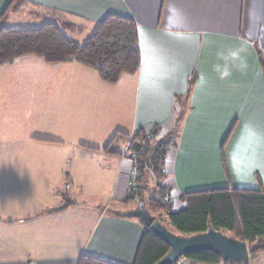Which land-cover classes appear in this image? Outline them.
Returning a JSON list of instances; mask_svg holds the SVG:
<instances>
[{
	"label": "crops",
	"instance_id": "crops-1",
	"mask_svg": "<svg viewBox=\"0 0 264 264\" xmlns=\"http://www.w3.org/2000/svg\"><path fill=\"white\" fill-rule=\"evenodd\" d=\"M11 1L0 0V30L27 15L65 22V33L86 42L106 15L131 17L141 65L116 83L83 64H49L37 56L0 67L5 125L24 116L16 104L25 93L21 68L29 65L53 73L32 84H48L47 97L63 102L68 127L5 134L9 148L30 151V158L19 154L0 162V264H77L82 254L134 263L145 227L111 208V201L131 203L127 175L133 165L124 154L104 151L119 131L133 135L160 125L167 134L182 117L162 180L174 211L184 208L180 198L188 192L264 189V0H17L3 18ZM72 149L87 159L74 166L68 181L65 161ZM95 156L101 159H89ZM106 176L112 178L106 206L73 199L63 204L69 182L98 184ZM258 254L248 264H264V251Z\"/></svg>",
	"mask_w": 264,
	"mask_h": 264
},
{
	"label": "trees",
	"instance_id": "trees-1",
	"mask_svg": "<svg viewBox=\"0 0 264 264\" xmlns=\"http://www.w3.org/2000/svg\"><path fill=\"white\" fill-rule=\"evenodd\" d=\"M17 0H12L2 17L5 18ZM67 24L47 22L40 27L14 29L2 26L0 30V67L12 65L27 55L42 58L49 64L80 63L95 70L102 80L116 83L122 75H135L141 65V47L135 21L128 16L106 15L85 43L70 38ZM264 70V58L259 51ZM176 126L164 134L160 125L139 129L133 135L117 132L104 151L111 155H123L137 171L138 190L128 192L127 202L144 201L143 193L151 177L157 179L156 197L152 206L166 209L173 227L183 236L205 233L213 227L217 231L230 232L235 239L247 243L251 254L264 251V189H242L231 186L185 193L180 200L185 204L179 211L165 200L170 197L162 184L167 155L175 147ZM133 136L132 140L131 137ZM228 138V137H227ZM123 142L127 149L118 152L115 145ZM95 150V149H94ZM98 150V149H97ZM65 199L68 200L67 196ZM145 202V201H144ZM67 204V203H66ZM49 209L51 213L54 210ZM156 220V218H155ZM170 251V246L145 228L133 264H156ZM185 258L203 264H248L224 261L211 251H200ZM77 264H122L90 254H82Z\"/></svg>",
	"mask_w": 264,
	"mask_h": 264
},
{
	"label": "rangeland",
	"instance_id": "rangeland-1",
	"mask_svg": "<svg viewBox=\"0 0 264 264\" xmlns=\"http://www.w3.org/2000/svg\"><path fill=\"white\" fill-rule=\"evenodd\" d=\"M44 20L42 18H36L31 16H17L13 20H10L8 25L11 26L14 29L18 28H35L40 27L44 24ZM65 22L61 23L64 24ZM66 31V30H65ZM68 36L79 39L81 43L85 42V39H82L81 35H75L71 32H67ZM27 59H38L36 56L33 55H27L23 56L18 59V61H25ZM42 60V58H39ZM44 61V60H42ZM23 80L26 81V84L24 85L25 93L21 94L20 100H18V103L16 104V113H22L23 120L16 122H8L7 125L4 124L0 120V162L5 161L7 159H16L19 154H21L19 148H9L5 144V134L10 133L14 137H22L23 133H35L34 130H37L38 132L45 131L46 129L50 128V130H61L64 128L62 115L64 113V104L61 100L58 101H50L48 99V90L49 86L48 84L45 85H37L36 83L32 84V80L40 79V77L46 80L49 78L48 76L51 75L53 77V73L50 71H44L42 69H37V67L33 66H23L21 68ZM33 114V115H32ZM61 115V119L58 120H49V117L52 115ZM31 116L30 118H26ZM38 118L40 120L35 121V118ZM34 118V119H32ZM11 131H8V130ZM31 129H34L31 131ZM72 131L76 130V126H72L70 128ZM40 134V133H39ZM115 149L118 151H125L127 149V146L123 142H119L115 145ZM23 155L22 157L25 158V156H29L30 158V151ZM101 156H95L94 158H89L93 161H97ZM87 159L85 156V152H81L75 149H72L71 154L69 157H66L65 161V170L68 174V181H71L69 176L70 172H73L74 166L77 163H80L81 160ZM129 159V158H128ZM106 180L102 181V183H88V184H74L73 182H69L66 185V190L69 194H65L67 196L68 200L71 201L72 199L77 202H84V204H91L96 203L99 204V206L104 207L106 206L109 198V193L107 191L108 187H110L111 180L108 176L105 177ZM113 183V182H112ZM83 186V188H81ZM156 188H157V179L154 177H151L149 180V186L147 190L143 193V199L145 201V204L151 213L153 217L156 218L157 221L161 222L164 226H166L171 232H175L174 228L172 227L169 219H168V211L165 209H158L155 206H152L151 199L156 197ZM68 200H65L63 204L66 202H69ZM140 200V199H139ZM139 200L131 202V203H124L119 204L116 200L111 201L112 209H118V210H125L128 211L132 207H138L140 202ZM72 201V202H74ZM143 201V202H144ZM174 210V207H173ZM227 236H232L233 234L230 232H225ZM262 257L260 254H251L249 257L250 261H254ZM184 261H191L187 258L183 260ZM183 264V263H182Z\"/></svg>",
	"mask_w": 264,
	"mask_h": 264
},
{
	"label": "water",
	"instance_id": "water-1",
	"mask_svg": "<svg viewBox=\"0 0 264 264\" xmlns=\"http://www.w3.org/2000/svg\"><path fill=\"white\" fill-rule=\"evenodd\" d=\"M122 217L138 219L145 228L157 235L170 246L168 254L156 264H174L180 258L200 251H211L224 261L246 262L250 249L246 242L227 236L213 227L205 233L181 236L171 232L149 212L145 202H140L135 209L120 213Z\"/></svg>",
	"mask_w": 264,
	"mask_h": 264
},
{
	"label": "built area",
	"instance_id": "built-area-1",
	"mask_svg": "<svg viewBox=\"0 0 264 264\" xmlns=\"http://www.w3.org/2000/svg\"><path fill=\"white\" fill-rule=\"evenodd\" d=\"M132 138H133V136L131 137V140H132ZM125 154H126V152H125ZM137 176H138V173L134 168L131 169V171L128 173V175H127V190H128V192H134V191L138 190ZM165 201L169 204H174V198L171 196L167 197ZM184 259H185V257L180 258L174 264H182Z\"/></svg>",
	"mask_w": 264,
	"mask_h": 264
}]
</instances>
